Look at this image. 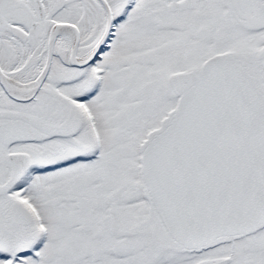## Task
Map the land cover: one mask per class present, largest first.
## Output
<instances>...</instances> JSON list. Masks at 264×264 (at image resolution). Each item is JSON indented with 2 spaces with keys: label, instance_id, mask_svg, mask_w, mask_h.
I'll return each mask as SVG.
<instances>
[{
  "label": "snow or ice",
  "instance_id": "6c2138e0",
  "mask_svg": "<svg viewBox=\"0 0 264 264\" xmlns=\"http://www.w3.org/2000/svg\"><path fill=\"white\" fill-rule=\"evenodd\" d=\"M0 264H264V0H0Z\"/></svg>",
  "mask_w": 264,
  "mask_h": 264
}]
</instances>
